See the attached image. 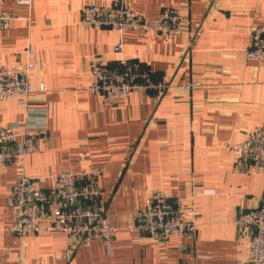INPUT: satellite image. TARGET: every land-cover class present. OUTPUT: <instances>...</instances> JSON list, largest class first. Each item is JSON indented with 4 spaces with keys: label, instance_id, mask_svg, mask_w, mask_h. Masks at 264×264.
Returning <instances> with one entry per match:
<instances>
[{
    "label": "crops",
    "instance_id": "1",
    "mask_svg": "<svg viewBox=\"0 0 264 264\" xmlns=\"http://www.w3.org/2000/svg\"><path fill=\"white\" fill-rule=\"evenodd\" d=\"M89 1L0 0L13 16L0 29V63L18 66L34 51L30 105L45 108L48 137L28 154L27 174L100 168L106 213L118 228L111 252L95 239L65 260L57 256L64 234H12L7 195L18 170L11 164L0 168V264H247L239 261L244 246L233 220L259 204L264 174L235 171L225 143L264 123V62L242 53L250 28L264 22V0H127L146 17L174 6L184 18L175 35L130 30L122 36L80 23ZM120 39L123 49L115 52ZM118 58L147 64L169 86L113 102L90 92L91 61L114 65ZM192 81L190 90L181 87ZM25 118L17 97L0 100V124ZM155 188L194 205V237L138 239L128 229Z\"/></svg>",
    "mask_w": 264,
    "mask_h": 264
},
{
    "label": "built area",
    "instance_id": "2",
    "mask_svg": "<svg viewBox=\"0 0 264 264\" xmlns=\"http://www.w3.org/2000/svg\"><path fill=\"white\" fill-rule=\"evenodd\" d=\"M30 0H21L27 3ZM12 14L0 9V29L8 25ZM184 13L180 8L164 6L156 17H146L127 0L89 1L81 10L80 23L87 28L107 27L121 36L130 30L175 35L182 31ZM250 39L242 48L244 58L264 62V22L250 28ZM123 49L120 39L114 51ZM18 66L0 63V100L17 97L25 108V120L0 124V168L14 164L18 170L15 182L8 189L7 204L12 208L14 221L9 231L16 236L40 233H61L65 249L57 254L69 260L81 247H88L101 239L108 253L118 228L106 213L101 185L102 170L98 167L67 169L45 176H31L26 171L28 154L37 152L46 140V110L30 105L34 91L30 72L36 67L34 51ZM91 82L88 90L113 102L131 92H164L169 84L161 81L155 72L139 60L118 58L114 65L99 59L90 63ZM196 82L181 87L190 90ZM44 87L41 86L40 90ZM233 152V167L239 173L264 174V123L253 128L247 137L227 142ZM49 180L50 185L45 182ZM202 193H212L204 189ZM198 211L185 207L183 199L169 196L163 189L149 191L146 202L131 215L128 229L137 237L167 240L172 235L194 237L198 229ZM242 233L244 256L241 263L264 264V196L257 206L234 217Z\"/></svg>",
    "mask_w": 264,
    "mask_h": 264
}]
</instances>
